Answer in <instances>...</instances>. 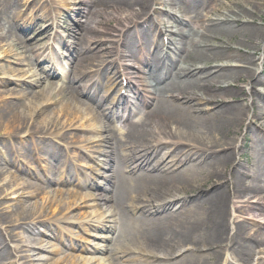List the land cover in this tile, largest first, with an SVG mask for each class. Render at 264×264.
<instances>
[{
	"label": "bare ground",
	"instance_id": "bare-ground-1",
	"mask_svg": "<svg viewBox=\"0 0 264 264\" xmlns=\"http://www.w3.org/2000/svg\"><path fill=\"white\" fill-rule=\"evenodd\" d=\"M200 1L214 2L210 4L216 17H206L208 14L200 12L202 7L197 5ZM225 1L117 0L113 14H118V27L104 28V38H107L105 40L115 61L109 62L101 56L99 62H94H98L96 74L104 69L106 63L108 68L118 65L112 84L123 86V82L128 81L132 87L136 79L135 82L142 83L145 94L137 95L135 103H126V116L121 122L127 130L119 128L117 133L84 104L77 103L65 113L69 121L63 127L66 131L80 129L86 134H101L99 137L103 143L100 146H105L107 151L101 150L100 153L109 155L107 166L115 172L108 187L96 189L99 193L84 197L90 198L93 208L98 211L108 205L107 211L99 216L104 223L111 220L115 223L111 228L115 233L111 238L113 246L108 250L114 256L113 264H204L199 252L228 247L232 250L231 259L247 264L255 257L256 248L264 244V187L258 184L264 173V130H253L250 124L246 126L249 107L253 120L264 119V95L256 89L259 85L264 87V26L257 23V20L264 22V11L256 6L249 9L241 1H236V7H227ZM82 5L78 14L90 16L91 35L87 37L88 42H92V34L100 33L99 29L103 28L99 18L104 16L103 21H108V14L99 10L107 3L96 0L94 4L83 2ZM157 16L161 17L156 19ZM205 22L208 25L203 28ZM154 26H159L157 31H145ZM168 26L175 30L166 29ZM80 30V26L74 25L68 34L76 37ZM164 30L174 32L169 36L167 50L172 49L176 57L172 58L169 51L161 56L163 45L162 49L154 47L156 41L164 37ZM235 35L240 39L234 45L225 41ZM97 47L101 50L103 46L99 44ZM140 47L143 50L139 59L147 70L143 73L134 72L122 63V60L138 57L137 49ZM258 52H261L259 59L256 58ZM50 55L58 57L57 54ZM83 60L87 57L84 56ZM66 65L69 69L72 66ZM56 74L54 69H45V73L35 72L33 76L36 77L35 83L42 84ZM8 79L6 77L1 85L9 83ZM243 79L248 81L247 86H251L245 94L251 98L249 106L229 100L236 92L245 91L236 85ZM31 86L21 83L20 93L23 96L31 93ZM65 91L61 89V94L64 95ZM74 97L72 95L71 99ZM42 98L51 101L48 92L42 94ZM18 107L13 104L1 113V119L10 115L9 128L14 129L16 136L31 125L35 134L48 136V131L55 129L53 132L62 139L68 138V133H62L65 130L59 129L56 123L47 127L42 125L43 121H38L46 108L25 116ZM121 108L119 101L113 102L105 119L113 118ZM134 113V118H140L137 124L130 121ZM244 126L246 129L242 130ZM88 140L90 144L92 140ZM248 144L253 153H257L253 172L240 162ZM74 148L87 149L77 145ZM154 148L157 153L149 156ZM163 148L167 151L158 157ZM235 164L228 170V166ZM2 176L3 171L0 170V178ZM246 177L252 180L249 186L244 183ZM213 179L215 182L205 190V185ZM112 189H115L116 197L100 193L110 194ZM193 190L197 193L188 199ZM14 194L17 199L22 197L19 191ZM249 195L251 198H247ZM253 199L257 201L252 202ZM75 206V203L62 205L52 202L47 209L23 208L16 214L17 221L52 215L70 223L68 214ZM119 207L126 213L140 211V217L131 216L137 220L132 226L136 233L132 230L135 234L123 237L121 243ZM252 209L260 214L257 212L254 218L242 219L243 212ZM3 210L0 202V222ZM229 214L234 217L233 228L228 220ZM250 222L253 226L248 228ZM99 226L105 227L104 224ZM26 227H32V223ZM249 229L251 232L248 234ZM13 231L7 230L6 236L0 231V264H12L6 249L13 239ZM37 240L30 239V242Z\"/></svg>",
	"mask_w": 264,
	"mask_h": 264
},
{
	"label": "rangeland",
	"instance_id": "rangeland-1",
	"mask_svg": "<svg viewBox=\"0 0 264 264\" xmlns=\"http://www.w3.org/2000/svg\"><path fill=\"white\" fill-rule=\"evenodd\" d=\"M103 1L107 5H102L99 10L108 14V21H103L104 16L99 18L98 21L103 28L99 29L100 33H93L94 40L88 42L87 36L91 35V18L87 15L79 16L78 12L83 2L94 4L96 0H74L71 3L69 0H0V170L3 171V176L0 178V202L1 208L4 209L0 231L6 236L7 230H14L13 239L9 241L6 249L9 251L7 258L12 264H113L114 256L108 250L113 246L111 238L115 237V233L111 228L115 223L112 220L104 223V219L99 216L101 212L107 211L108 205L98 211L93 208L90 198H84L90 193L95 195L99 193L96 189L102 190L108 187L111 175L115 174L109 169V165L107 166L110 160L109 155L100 153L101 150L107 151L105 146H100L103 143L99 137L101 134L91 135L80 129L69 131L63 129L69 123L65 113L79 103L94 110L98 118H102L100 120L108 123L117 133L119 131L117 122L125 112L126 103L131 101L135 103L137 95L145 94L142 83L135 82L136 79L132 87L128 81H124L123 86L112 84V78L118 73V65L108 68L106 63L104 69L96 74L95 65L100 61L101 56L109 62L115 61L112 58L114 54L110 51L111 47L105 40L107 38H104L106 35L104 28L110 30L118 27L119 23L118 14H113L118 5L117 0ZM236 1H241L249 9L256 6L264 11V0H226L225 3L227 7H236ZM210 3L214 2L200 1L197 5L202 7L200 12L208 14L204 16L216 17ZM176 12L179 13L177 9ZM160 17L157 16L156 19ZM257 23L264 26V22L260 20H257ZM74 25L80 26L81 29L76 37L68 34L69 29L74 28ZM207 25L208 22H205L203 28ZM157 28L159 26L149 27L145 31L153 32L157 31ZM162 29L165 28L162 27ZM166 29L175 30L170 26ZM164 32V37L154 44V47L158 46L161 49L163 45L161 56L169 51L167 50L169 36L174 33L166 30ZM239 39L240 36L235 35L225 41L234 45ZM99 44L103 46L101 50L97 47ZM142 50L143 47L137 49L138 57L122 60V63L132 68L134 72H146L145 65L139 59ZM169 52L172 58L176 57L172 49ZM50 53L57 54L58 57L53 58ZM34 55L38 57H31ZM84 56L87 57L85 61ZM259 57L261 52L256 54V58L259 59ZM62 60L63 64H61ZM96 60L98 62L94 64ZM20 61L23 63L20 64ZM67 63L70 66L72 64L70 69ZM256 64L260 65L261 62ZM233 66H242V64H233ZM45 69H54L57 74L53 78L45 79L42 84L35 83L36 77L33 74L45 73ZM6 77L9 78V83L1 85ZM21 83L33 85L29 88L31 93L23 96L20 93ZM247 83L248 81L243 79L236 84L245 88V91L236 92L233 97H230V102L235 101L242 106L251 104V98L245 96L251 87L247 86ZM110 87L111 91L107 92ZM63 88L66 90L64 95L61 94ZM256 89L264 95V87L259 85ZM45 92H48L51 101L48 102L42 98ZM72 95L75 99H71ZM118 101L122 106L121 111L115 113L113 118L105 119L107 110L113 107V102ZM99 103L103 105L99 106ZM13 104L18 105V110L25 116L37 109L46 108L38 121H43L42 125L47 127L49 124L56 123L59 129L65 130L64 132L62 130V133H68V138L62 139L58 136L59 134H55L57 132H53L55 129L48 131V136L35 134L31 125L27 131L21 130L16 136L14 129L9 128L10 115L6 119H1V113ZM252 113L249 107L246 126L250 124L253 130H264V119L257 122L253 120ZM245 129V126L242 127V130ZM88 139L92 140L90 144ZM76 145L87 147V149H76L74 148ZM162 150L158 157L167 151L165 148ZM156 153L157 149L154 148L148 155L153 156ZM256 159L257 153H253L249 144L246 145L240 161L243 167L253 172ZM235 166L236 164L228 166V170ZM106 175L108 177H105ZM214 182V179L211 180L204 189H208ZM244 183L249 186L252 180L246 177ZM258 184L264 187V173ZM18 191L22 195L20 199H17L14 194ZM111 192L110 194L100 193L108 197L117 196L115 189ZM195 193L197 191L193 190L187 198H192ZM247 198H251V195ZM254 201L257 200L253 199L252 202ZM52 202L77 205L73 212L68 214L70 223L52 215L17 221L16 214L23 208L35 211L47 209ZM118 210L121 212L122 237L119 239L121 243L123 237H131L136 233L132 226L137 220L131 219V216L140 217V211L133 214L124 212L121 207ZM257 212L255 209L245 210L242 219L254 218L255 215L260 214ZM107 215L108 213L104 217ZM228 220L233 228L234 217L229 214ZM30 223L32 227H26ZM102 224L104 228L99 226ZM252 226L253 223L250 222L248 228ZM132 230L135 233H132ZM250 232L251 229L248 230V234ZM30 239L38 240L30 242ZM262 250H264V244L256 248L255 257L247 264L259 262L264 264ZM231 252L229 247L217 251L206 250L199 252V258L204 264H223L225 261V264L229 262L239 264L231 259Z\"/></svg>",
	"mask_w": 264,
	"mask_h": 264
}]
</instances>
